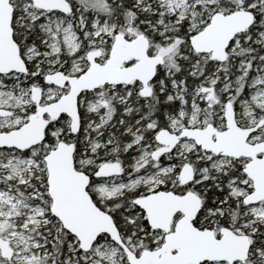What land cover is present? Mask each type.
<instances>
[{
  "label": "snow or ice",
  "instance_id": "1",
  "mask_svg": "<svg viewBox=\"0 0 264 264\" xmlns=\"http://www.w3.org/2000/svg\"><path fill=\"white\" fill-rule=\"evenodd\" d=\"M0 264H264V0H0Z\"/></svg>",
  "mask_w": 264,
  "mask_h": 264
}]
</instances>
